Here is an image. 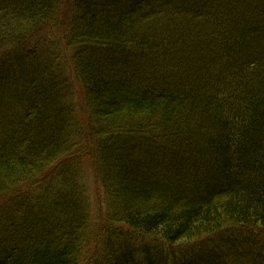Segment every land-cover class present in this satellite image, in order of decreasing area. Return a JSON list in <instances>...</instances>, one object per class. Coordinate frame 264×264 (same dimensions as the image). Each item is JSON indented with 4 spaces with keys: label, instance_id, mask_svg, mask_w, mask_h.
<instances>
[{
    "label": "trees",
    "instance_id": "obj_1",
    "mask_svg": "<svg viewBox=\"0 0 264 264\" xmlns=\"http://www.w3.org/2000/svg\"><path fill=\"white\" fill-rule=\"evenodd\" d=\"M3 204L0 264H264V0H0Z\"/></svg>",
    "mask_w": 264,
    "mask_h": 264
},
{
    "label": "rangeland",
    "instance_id": "obj_2",
    "mask_svg": "<svg viewBox=\"0 0 264 264\" xmlns=\"http://www.w3.org/2000/svg\"><path fill=\"white\" fill-rule=\"evenodd\" d=\"M180 21V20H179ZM182 24V22H181ZM183 25V24H182ZM42 39H51L52 36L49 34H46L44 36L41 37ZM80 94L79 90H78V95ZM122 124V123H121ZM123 130V129H122ZM108 132L112 133V130H108ZM81 167H83V170L76 168L75 166H72L71 164L66 166V171L70 172H79V174L81 173V171H84V176L80 177V181H78V185H79V189L83 190L85 189V194L88 195L89 197V214H90V220H91V226H90V230L89 232H94V234L98 235L97 233H99V222L98 220L102 217V215L104 214V210L103 207L101 206V199L100 196L103 194V192L101 191V187H99V184L97 182V180H95V170H93V166L92 164H90L88 161H86ZM57 170H54V172ZM61 170H58L57 173H54V178L52 177L50 179V184H42L41 186L37 187L36 191L34 192V194H36V197H42L43 193H44V189L47 187H54L56 186L57 183H59L60 178H62V174H66L67 172H60ZM86 173V176H85ZM81 175V174H80ZM83 178V179H82ZM81 190V191H82ZM32 190H28L27 192H25V194H29L31 193ZM23 196V194L20 195V197ZM38 200V199H37ZM8 207V204H3L0 206V212L5 210ZM94 235V237L96 236ZM104 234L101 233V237L100 239H102V241L104 240L105 242H108V237L106 236L104 238ZM99 255V254H98ZM103 253L101 254V256L99 255L100 259L103 258L102 257ZM95 256H97L95 254ZM87 260L90 261V255L87 257Z\"/></svg>",
    "mask_w": 264,
    "mask_h": 264
}]
</instances>
